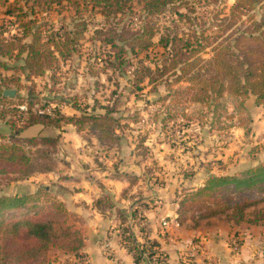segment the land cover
Segmentation results:
<instances>
[{"label":"rangeland","instance_id":"1","mask_svg":"<svg viewBox=\"0 0 264 264\" xmlns=\"http://www.w3.org/2000/svg\"><path fill=\"white\" fill-rule=\"evenodd\" d=\"M177 1L163 11L146 16L144 0H130L119 7L113 5L112 13L105 17L102 5H93L91 0H65L59 5L36 4L33 0H0V23H5L11 34L16 33L19 24L28 23L32 27L40 25L43 35L49 27L52 30L61 26L72 28L74 24L77 33L82 35L73 46L71 58H59L47 75L30 81L22 75V83L16 85L0 83L18 89L9 102H3L5 105L19 103L30 92L50 101L49 108L57 99H64L72 104L76 102L81 111L89 113L93 112L92 106L96 107L95 113L102 112V108L111 109L110 115L95 127L100 124L106 126L105 131L116 130L119 144L126 152L120 155L125 157L134 152V162L144 165V180L150 182L152 188L149 197L143 198L144 202L139 203L141 199L124 202L128 217L122 219L123 226L138 234L139 231L144 234L148 228L144 217L131 218L129 212L132 209L137 211L161 205L156 201L170 203L181 213L178 215L180 225H193L190 218L198 214L196 210L204 209L199 208L200 204L184 199L190 189L196 188L193 185L196 179L206 178L210 170L217 174L226 170L239 172L264 160V102L256 104L252 95L241 102L240 97L228 90L217 102L194 100L190 97L192 90L188 80H175V72L179 74L175 68L182 64L177 63L173 68L168 59L170 55L163 48V38L169 32H177L180 37L183 34L193 36L196 30L203 31V38L208 39L203 41V46L197 47L196 53L183 51L185 55L180 58L190 57V62L199 58L189 71L207 76L211 66L206 61L212 57L215 47L253 20H260L264 0L256 2L228 27L225 26L228 22L219 23L221 18L228 17L234 0ZM178 11H193L199 23L194 26L181 20L175 13ZM144 24V28L152 29L151 43L145 48L136 44L134 50L123 46L120 51L121 43L116 36L110 40L116 42L117 47L105 40L110 30L120 38H128ZM116 51L120 54L119 59L115 58ZM11 74L18 75L0 68L1 78ZM91 124L87 121L81 131L86 144L93 149L98 142L95 137L106 138L107 134H100L95 127H90ZM4 131L0 129V134L5 135ZM102 142L109 146L110 141ZM106 146L94 148L97 149L94 154L97 163L104 162L109 154L116 156L114 151L117 149ZM220 154L226 155L225 159L220 158ZM17 168L0 164V194L32 192L39 185L49 183L47 177H38L37 172L21 177ZM142 192L138 189L134 194L141 196ZM163 193L170 196L159 198ZM231 196L229 192H221L210 201L222 202ZM181 200L184 201L179 206Z\"/></svg>","mask_w":264,"mask_h":264},{"label":"trees","instance_id":"2","mask_svg":"<svg viewBox=\"0 0 264 264\" xmlns=\"http://www.w3.org/2000/svg\"><path fill=\"white\" fill-rule=\"evenodd\" d=\"M33 1L42 5H59L65 0ZM127 1L130 0H91L93 5H102V14L105 17L112 13L113 5L119 7ZM176 1L144 0L143 10L148 16L167 9ZM258 1L234 0L228 17L221 18L219 24L228 22L226 27L232 25L233 21L238 20L244 11H248ZM184 7L189 6L184 5ZM189 8L195 9L196 7L191 5ZM262 8L260 20H253L248 26L237 30L236 35L225 38L223 43L215 47L212 57L206 61L211 66L207 76L189 71V68L200 60L199 58L195 59V62H190V57L180 58L185 55L183 51L190 50L191 53H196L197 47L203 46V41L208 40L203 38V31L196 30L193 36L183 34L180 37L177 32H169L163 38L165 42L163 48L170 55L169 63L174 66L173 68L177 63L182 64V67L175 68L179 73L175 72V80H188L191 84L189 86L192 90L191 98L197 101L214 100L217 102L223 92L228 90L231 94L240 97L241 102L249 95L254 97L256 104L264 102V5ZM6 13L9 14V12ZM175 13L181 20H187L194 26L199 23V18L192 14L193 11L192 13L180 11ZM5 25V23H0V68L18 73V75L0 77L1 84H20L22 75L26 81L47 75L59 58H71L74 54L73 46L82 36L75 30L74 24L72 28L61 26L59 29L52 30L49 27L44 30L46 36L43 35V28L40 25L32 27V24L28 23L19 24L15 34H11ZM144 26L145 24L136 29L128 38H120L110 30L105 40L117 47L116 42L110 40L116 36L121 43L120 51L123 50V46L126 48L129 46L131 50H134L136 44L145 48L151 43L152 29L144 28ZM116 54L115 58L119 59L120 54L117 51ZM108 61L111 62L110 56ZM149 80L152 81V78L150 77ZM1 84L0 129H5L6 134H0V164L18 167L17 171L21 177H27L36 172L52 171L56 165L55 153L59 140L58 135L26 136L23 134L26 129L34 125H40L42 128H59L62 124L69 123L81 131L83 124L87 121H90L92 123L90 127L94 128L96 123L107 118L110 115L108 112L112 111L106 107L102 108V112L95 113L96 107L92 106L90 108L93 112L89 113L81 111L76 102L72 104L64 99H57L49 108L50 101L46 102L44 98L30 92L22 97L19 103L5 105L3 101L8 100L9 102V99L13 97L3 96V90L10 86H1ZM15 91L17 95L16 87ZM20 104H25L24 111L18 108ZM64 104L75 107L80 114L78 116L65 115L61 112V105ZM47 108H49L48 112ZM105 127L99 124L97 128L95 127L97 130L92 129L100 134L104 132L107 134L106 138L101 136L102 140L119 142L116 130L107 129L105 131ZM98 138L102 141L99 136ZM123 174L131 182L136 180V176ZM189 191L190 193L184 200L189 199L194 204L196 202L200 204L199 208L204 209V211L196 210L199 211L195 212L198 214L190 218L193 226H197L201 219L218 215H225L228 220L239 223L244 219L247 209L264 203V160L239 172L209 174L201 185ZM221 192H229L232 196L222 202L210 201ZM184 200L180 201L179 206ZM94 205L101 214H108L114 210L119 221L117 226L119 240L133 254L135 264L143 263L142 251L147 252L149 263L156 262L163 255L167 257L157 239H149L144 233L142 234L143 241L140 243L133 230L128 226H123L122 219H127L128 214L124 209L116 207L109 194L104 193L95 200ZM139 212V210H131L129 215L135 219ZM259 213L264 217V208L260 209ZM180 214L178 211L177 220ZM78 220L79 218L69 212L65 204L45 186H38L32 192L0 194V264H48L47 255L52 247L71 252L83 261L79 251L84 246L86 237L75 224ZM140 246L143 248L141 249Z\"/></svg>","mask_w":264,"mask_h":264},{"label":"crops","instance_id":"3","mask_svg":"<svg viewBox=\"0 0 264 264\" xmlns=\"http://www.w3.org/2000/svg\"><path fill=\"white\" fill-rule=\"evenodd\" d=\"M61 112L69 116H78L80 113L69 104L61 105ZM23 134L59 136L55 168L46 173L37 172L36 175L47 177L49 183L42 185L51 190L67 210L79 218L75 224L86 237L84 246L79 251L83 261L71 252L52 247L48 253V264H135L133 254L119 240V222L114 210L101 214L94 205L95 200L104 193L112 197L116 207L123 209L126 208V200L134 202L141 199L140 203L145 201L143 198L149 197L152 188L150 182L146 183L144 180V165L139 166L134 162V152L123 157L120 154L126 152L119 142H109V146H106V142L100 141L96 136L98 142L96 141L94 148L106 146L117 149L114 151L116 156L109 154V158L104 157V162L97 163L94 156L97 149L86 144L82 131L69 123H64L59 128L34 125ZM221 157L225 159L226 155L220 154ZM99 161H102L101 158ZM209 172L217 174L213 170ZM123 173L136 176V180L131 182ZM224 173L230 172L226 170ZM204 179H196L193 185H201ZM138 189L143 191L141 196L134 194ZM168 195L170 196L163 193L159 198L165 199ZM156 202L161 205L139 209V215L144 217L150 238L157 239L161 249L167 254L168 264H179L191 249L194 264H264V217L259 213L264 208V203L247 209L244 219L239 223L228 220L225 215H218L201 219L197 226L179 224L176 228L163 229L161 219L167 216L177 217V208L170 203ZM127 209L130 210L131 207ZM235 235L241 242L237 251H233L231 247V239Z\"/></svg>","mask_w":264,"mask_h":264},{"label":"built area","instance_id":"4","mask_svg":"<svg viewBox=\"0 0 264 264\" xmlns=\"http://www.w3.org/2000/svg\"><path fill=\"white\" fill-rule=\"evenodd\" d=\"M18 108L21 111H24L26 109V106H25V104H20V105H18ZM46 111L48 112L49 108H47ZM161 226H162L163 229L171 228V227L176 228V227L179 226V222L177 220V217L170 218L169 216H167V217H164V218L161 219ZM131 230H133V229L131 228ZM134 233H135V235L137 237V241L141 243L143 241V239H142V236H143L142 234L143 233L140 232V231H139V234L137 232H134ZM145 236L150 239V236L148 234V230H147V232H145ZM105 246L106 247L108 246L107 241L105 242ZM231 247H232L233 251L239 250V248H240V238L238 236H233L232 237V239H231ZM140 248L142 249L143 246H140ZM141 258H142V261L146 262L147 264H168L167 257H165L164 255L159 257L156 262L154 261L153 263H149L148 260H147V252L146 251H142ZM179 264H194L193 249L189 250L184 255V257L181 260V263H179Z\"/></svg>","mask_w":264,"mask_h":264},{"label":"water","instance_id":"5","mask_svg":"<svg viewBox=\"0 0 264 264\" xmlns=\"http://www.w3.org/2000/svg\"><path fill=\"white\" fill-rule=\"evenodd\" d=\"M15 93H16L15 89H5V90H3L2 94L5 97H14Z\"/></svg>","mask_w":264,"mask_h":264}]
</instances>
